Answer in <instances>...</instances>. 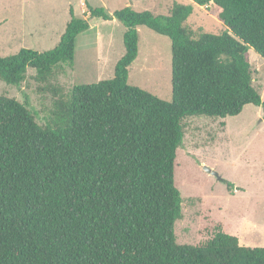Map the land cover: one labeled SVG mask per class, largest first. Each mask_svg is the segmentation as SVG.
Wrapping results in <instances>:
<instances>
[{
  "label": "trees",
  "instance_id": "1",
  "mask_svg": "<svg viewBox=\"0 0 264 264\" xmlns=\"http://www.w3.org/2000/svg\"><path fill=\"white\" fill-rule=\"evenodd\" d=\"M190 1L214 8L226 30H194L192 5L177 2L167 16L130 7L108 14L87 4L90 19L122 24L124 54L113 78L67 94L53 81L73 67L75 41L89 29L72 8L55 48L0 57L2 82L20 86L31 69L53 97L41 126L27 102L0 95V264H264L263 247L221 232L176 243L183 121L234 117L246 105L264 117L248 58L252 49L264 60V0ZM140 27L170 39L171 102L128 84Z\"/></svg>",
  "mask_w": 264,
  "mask_h": 264
},
{
  "label": "rangeland",
  "instance_id": "2",
  "mask_svg": "<svg viewBox=\"0 0 264 264\" xmlns=\"http://www.w3.org/2000/svg\"><path fill=\"white\" fill-rule=\"evenodd\" d=\"M192 5L187 24L194 30L220 33L226 27L214 8L199 7L190 0H0V57L21 49L37 53L58 44L72 8L88 19L89 29L75 41L73 67L58 71L54 83L65 94L75 85H89L113 78L114 66L124 54V27L116 20L90 19L87 4L108 14L130 7L167 16L174 3ZM138 55L128 69V84L171 102V42L146 27L138 29ZM253 86L264 95V60L248 52ZM27 71L20 86L0 80V95L27 102L38 125L44 126L53 97ZM184 138L177 150L175 186L182 197V218L174 233L179 245H195L224 233L245 247L264 248V117L262 109L244 106L234 117H190L183 121ZM217 173L214 176L204 170ZM222 180L232 184L229 192Z\"/></svg>",
  "mask_w": 264,
  "mask_h": 264
},
{
  "label": "water",
  "instance_id": "3",
  "mask_svg": "<svg viewBox=\"0 0 264 264\" xmlns=\"http://www.w3.org/2000/svg\"><path fill=\"white\" fill-rule=\"evenodd\" d=\"M204 170H205L206 172H208V173L214 175V176H218L217 173L212 172L210 169H208V168H206V167L204 168Z\"/></svg>",
  "mask_w": 264,
  "mask_h": 264
}]
</instances>
